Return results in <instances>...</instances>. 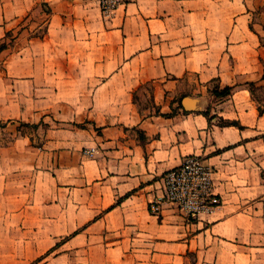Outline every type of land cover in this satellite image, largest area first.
<instances>
[{
	"label": "crops",
	"instance_id": "1",
	"mask_svg": "<svg viewBox=\"0 0 264 264\" xmlns=\"http://www.w3.org/2000/svg\"><path fill=\"white\" fill-rule=\"evenodd\" d=\"M258 20L264 0H0V264H264ZM187 155L221 204L152 213Z\"/></svg>",
	"mask_w": 264,
	"mask_h": 264
},
{
	"label": "built area",
	"instance_id": "2",
	"mask_svg": "<svg viewBox=\"0 0 264 264\" xmlns=\"http://www.w3.org/2000/svg\"><path fill=\"white\" fill-rule=\"evenodd\" d=\"M96 1L102 12L108 15L121 0ZM212 174L213 169L204 163L201 156H185L177 166L164 173L162 194L150 202L149 210L156 214L162 204H174L191 219L212 211L222 201L220 194L215 191Z\"/></svg>",
	"mask_w": 264,
	"mask_h": 264
},
{
	"label": "trees",
	"instance_id": "3",
	"mask_svg": "<svg viewBox=\"0 0 264 264\" xmlns=\"http://www.w3.org/2000/svg\"><path fill=\"white\" fill-rule=\"evenodd\" d=\"M213 93L217 96L221 95V96H227L231 93V87H224L222 89H218L217 87L213 89Z\"/></svg>",
	"mask_w": 264,
	"mask_h": 264
},
{
	"label": "water",
	"instance_id": "4",
	"mask_svg": "<svg viewBox=\"0 0 264 264\" xmlns=\"http://www.w3.org/2000/svg\"><path fill=\"white\" fill-rule=\"evenodd\" d=\"M182 103H183V106L185 107V109H187V110L191 109V105H190L189 101L186 98H184L182 100Z\"/></svg>",
	"mask_w": 264,
	"mask_h": 264
},
{
	"label": "rangeland",
	"instance_id": "5",
	"mask_svg": "<svg viewBox=\"0 0 264 264\" xmlns=\"http://www.w3.org/2000/svg\"><path fill=\"white\" fill-rule=\"evenodd\" d=\"M259 21V23L260 24H262L263 25V27H264V21L262 20V22H261V20H258ZM35 31V33L36 34H39L41 31H42V28L41 29H38V30H34ZM29 33H31V31H29ZM10 36V35H9ZM25 39V38H24ZM11 44H13L12 42H11Z\"/></svg>",
	"mask_w": 264,
	"mask_h": 264
}]
</instances>
